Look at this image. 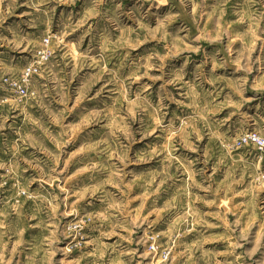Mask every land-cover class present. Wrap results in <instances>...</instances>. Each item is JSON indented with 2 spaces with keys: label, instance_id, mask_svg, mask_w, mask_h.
I'll return each instance as SVG.
<instances>
[{
  "label": "rangeland",
  "instance_id": "374dc122",
  "mask_svg": "<svg viewBox=\"0 0 264 264\" xmlns=\"http://www.w3.org/2000/svg\"><path fill=\"white\" fill-rule=\"evenodd\" d=\"M260 5L0 0V264H264Z\"/></svg>",
  "mask_w": 264,
  "mask_h": 264
},
{
  "label": "built area",
  "instance_id": "2783aa9c",
  "mask_svg": "<svg viewBox=\"0 0 264 264\" xmlns=\"http://www.w3.org/2000/svg\"><path fill=\"white\" fill-rule=\"evenodd\" d=\"M48 43V42H47ZM49 43L46 45V48L38 51L37 56L38 60L29 67L25 73L24 82H28L29 77L34 73H37L41 66L49 61V58L52 55V51L48 49ZM25 84V83H24ZM14 89L21 97L27 96V85L22 86L20 83L14 84ZM239 147L252 148L256 151H259L264 154V130L260 131L257 129H247L245 133L238 140Z\"/></svg>",
  "mask_w": 264,
  "mask_h": 264
},
{
  "label": "crops",
  "instance_id": "0c3cea01",
  "mask_svg": "<svg viewBox=\"0 0 264 264\" xmlns=\"http://www.w3.org/2000/svg\"><path fill=\"white\" fill-rule=\"evenodd\" d=\"M213 0H209V2H212ZM216 1H220V3L223 5V4H250V5H260V4H264V0H216ZM260 10H262V7L261 5L259 6ZM264 10V9H263ZM261 20L264 19V17H260ZM258 40L260 42V44L263 46L264 45V31H262L261 29L258 31ZM243 80H245L244 77H242ZM261 79H264V75L262 77H260ZM237 83H240V82H245V81H240L239 82V78L236 80ZM256 87L258 83V81H256L255 83ZM257 90V89H256ZM251 94L252 97H250V100H253V101H257V100H263L264 99V87H259L258 88V93L257 94H254V92L251 91ZM235 97H239V95H235ZM255 106V105H253ZM259 107L260 106H257L255 107V111H258L259 110ZM254 108V107H253ZM244 113L243 115V123L247 126L246 130L247 129H257V130H260V131H263L264 130V116L262 117V122H259L257 121V118L256 117H252L251 120H249V118H245V114H248L249 117H251V112L250 111H247V110H244L242 111ZM245 130V131H246Z\"/></svg>",
  "mask_w": 264,
  "mask_h": 264
}]
</instances>
